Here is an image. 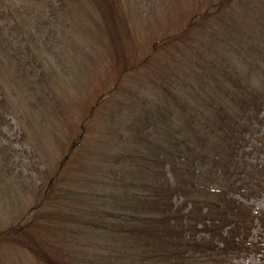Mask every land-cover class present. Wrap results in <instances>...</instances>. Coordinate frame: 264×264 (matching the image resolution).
<instances>
[{"label":"rangeland","instance_id":"1","mask_svg":"<svg viewBox=\"0 0 264 264\" xmlns=\"http://www.w3.org/2000/svg\"><path fill=\"white\" fill-rule=\"evenodd\" d=\"M111 1L119 18L115 26L103 22L96 0H81L82 6L66 0L68 6L53 15L46 10L48 2L35 0L33 5L48 12L35 9L32 15L12 13L18 16L15 21L10 17V24L27 19L32 25L25 41L23 34L11 30L6 37L10 74L0 69V264H46L23 247L27 241L70 264H137L135 250L129 251V260L128 255L120 259L119 241L111 240L115 236L109 230L83 224L111 229L120 222L109 216L139 210L140 196L149 194V186L160 179L147 169L148 158L138 163L145 150L135 145L132 129L143 104L156 108L157 101L165 100L163 74L173 69L176 89L186 86L191 96L198 91L188 84L217 85L212 76L222 79L226 74L219 69L223 62L237 68L251 84L249 91L264 88L259 69L264 61L257 57L263 53L259 49L264 50V27L254 22L256 15L264 16L263 0L234 1L206 30H200L203 21L190 28L189 19L192 10H205L211 0ZM249 15L252 18L246 19ZM8 20L0 19V26ZM172 36L177 37L175 43ZM258 36L260 43L253 39ZM188 48H195L193 54ZM144 58L147 63L139 61ZM125 59L136 68L121 74ZM201 65L208 67L202 71ZM216 66L218 74L210 70ZM251 116L241 119L242 128ZM250 123L238 147V182L256 169L264 181V107ZM159 130L156 124L151 129L154 138L162 135ZM158 171L160 183L163 178L173 182L169 166ZM233 194L255 216L250 239L264 240V187L257 194ZM184 200L177 196L175 203ZM59 223L67 230L83 227L84 232L63 233ZM19 225L13 236L9 230ZM6 230L11 233L3 234ZM229 264L264 260L251 252L235 256Z\"/></svg>","mask_w":264,"mask_h":264},{"label":"trees","instance_id":"2","mask_svg":"<svg viewBox=\"0 0 264 264\" xmlns=\"http://www.w3.org/2000/svg\"><path fill=\"white\" fill-rule=\"evenodd\" d=\"M33 1L35 0H0L2 15L0 19L9 18L0 26V69L6 70L5 73L8 75L11 69L8 53L10 39L6 37L14 30L20 36L23 34L22 41H25L23 39L26 29H30L32 25L27 19L26 23L20 21L10 24V17L13 21L18 17L12 13L32 15L37 13L35 9H39L42 14L50 11L53 15V12L61 14L60 10L65 5L68 6L66 0H45L49 4L46 11L44 7L38 8L37 5H33ZM77 1L82 6L81 0ZM96 1L94 6L100 10L99 15L103 22L115 26L119 18L113 2ZM234 1L236 0H211L205 10L198 12L192 10L189 27L195 28L200 24L199 21H203L200 30H206L207 27L210 29L209 22L225 12ZM60 7L62 8L58 9ZM256 16L255 24L261 23L264 27V16L262 18ZM250 18L251 15L246 17ZM34 20L39 19L35 17ZM40 21L49 24L48 19ZM223 23L222 27L226 28L227 21ZM218 26L221 27L220 24ZM169 38L167 37L168 40ZM257 38L253 39L260 43L261 39L259 36ZM176 40L177 37L172 36L171 41L175 43ZM156 47L157 45H154V49ZM18 50L15 49L16 54ZM185 50L193 54L195 48ZM259 50L263 53H258L257 57H263L264 61V50ZM146 60L144 58L139 61L147 63ZM132 65L134 64L130 59H125L121 74L136 68H132ZM226 66L222 62L219 67L220 71L226 73L219 75L222 79L212 76L216 79L217 85L203 81L197 82V86L193 83L188 84V87H194L198 91L191 96L186 86L181 90L176 89V81L171 77L173 69H170L163 74L160 83V88L164 85L162 90L166 93L165 100L157 101L156 108L143 104L139 109L138 119L135 120V127L132 129L133 140L136 146L145 151L139 154L137 160L138 163L149 161L147 169L153 170L151 174H158L160 179L149 186L147 190L149 194L140 196L138 202L143 207L138 206L139 210L131 208L134 210L130 211L132 214L119 216L116 212L117 215L109 216L120 222H116L111 229L94 223L83 224L94 229L100 228L101 232L109 230L115 236L111 240L119 241L120 259L128 255L130 250H135L139 255L137 264H229L235 256L251 252L261 254L264 260L263 238L250 239L251 230L255 226L253 224L255 216L233 194L242 196L257 194L264 187L263 178L259 176L261 170L258 169L255 170V174H247L249 177L242 182H238L236 178L237 174L240 175L237 152L239 145L244 143L242 134L249 131L247 128L251 126V118H258L261 107H264V88L260 91L258 89L249 91L247 87L251 88V84L245 83V78L240 77L237 68H231L229 64ZM207 67L201 65L202 71ZM259 69H262L261 77L264 78V68ZM210 70L218 74L217 66L216 69ZM175 94L179 97H175ZM254 94L257 95L252 97ZM244 114L251 118L250 120L247 118L248 123L246 122V127L242 128L244 124L240 122L241 119H245ZM155 124L160 126L159 131L162 134L157 138L151 134ZM168 166L172 171L173 182L170 178H163L160 183L161 172L158 170H164ZM51 185L52 182L50 187ZM144 189H147L146 186H142L143 192ZM177 196L185 198L180 205L175 203ZM59 224L58 231L61 230L63 233L72 231L76 235H81L84 232L81 229L83 227L67 230L61 228L63 223ZM19 228L20 225L9 231H14L12 235L16 236ZM9 231H3V234H10ZM21 244L46 264H70L64 258L50 256L44 246L28 241ZM49 246H51L49 249L56 251L53 245ZM124 249H128V252L123 253ZM135 252L134 256L137 255ZM129 258L130 255L125 261ZM84 264L91 263L84 261Z\"/></svg>","mask_w":264,"mask_h":264}]
</instances>
